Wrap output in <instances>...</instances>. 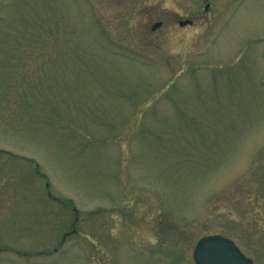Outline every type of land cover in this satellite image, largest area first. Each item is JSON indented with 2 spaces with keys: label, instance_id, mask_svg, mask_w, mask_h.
<instances>
[{
  "label": "rangeland",
  "instance_id": "1",
  "mask_svg": "<svg viewBox=\"0 0 264 264\" xmlns=\"http://www.w3.org/2000/svg\"><path fill=\"white\" fill-rule=\"evenodd\" d=\"M213 233L264 264V0H0V264Z\"/></svg>",
  "mask_w": 264,
  "mask_h": 264
},
{
  "label": "water",
  "instance_id": "2",
  "mask_svg": "<svg viewBox=\"0 0 264 264\" xmlns=\"http://www.w3.org/2000/svg\"><path fill=\"white\" fill-rule=\"evenodd\" d=\"M191 20L181 21L180 24L191 23ZM156 22L152 28L160 26ZM193 258L196 264H253L252 260L245 257L233 240L220 234H211L201 237L194 249Z\"/></svg>",
  "mask_w": 264,
  "mask_h": 264
}]
</instances>
